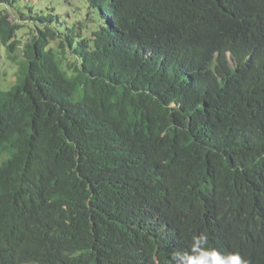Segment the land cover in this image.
<instances>
[{
    "label": "trees",
    "instance_id": "obj_1",
    "mask_svg": "<svg viewBox=\"0 0 264 264\" xmlns=\"http://www.w3.org/2000/svg\"><path fill=\"white\" fill-rule=\"evenodd\" d=\"M85 2L0 10V264H264V0Z\"/></svg>",
    "mask_w": 264,
    "mask_h": 264
},
{
    "label": "rangeland",
    "instance_id": "obj_2",
    "mask_svg": "<svg viewBox=\"0 0 264 264\" xmlns=\"http://www.w3.org/2000/svg\"><path fill=\"white\" fill-rule=\"evenodd\" d=\"M0 10L5 11L9 19L21 24V29H18L16 34L23 46L36 34L35 27L26 16L34 15L35 12L42 15L50 13L54 15L52 27L58 30L65 27L69 29L75 22L84 18L86 2L85 0H7L0 3ZM17 56L20 58V52ZM16 70V64L7 57L5 47L0 43L1 89H8L14 84ZM2 158L0 157V161Z\"/></svg>",
    "mask_w": 264,
    "mask_h": 264
},
{
    "label": "clouds",
    "instance_id": "obj_3",
    "mask_svg": "<svg viewBox=\"0 0 264 264\" xmlns=\"http://www.w3.org/2000/svg\"><path fill=\"white\" fill-rule=\"evenodd\" d=\"M174 264H247L239 253H223L209 247L206 234L194 235L189 245V250L176 255Z\"/></svg>",
    "mask_w": 264,
    "mask_h": 264
},
{
    "label": "bare ground",
    "instance_id": "obj_4",
    "mask_svg": "<svg viewBox=\"0 0 264 264\" xmlns=\"http://www.w3.org/2000/svg\"><path fill=\"white\" fill-rule=\"evenodd\" d=\"M33 192V191H32ZM21 197V196H20ZM17 198H19V197H17ZM42 212V211H41ZM43 214V213H42ZM85 250V249H84ZM86 251V250H85ZM78 255V254H77Z\"/></svg>",
    "mask_w": 264,
    "mask_h": 264
}]
</instances>
